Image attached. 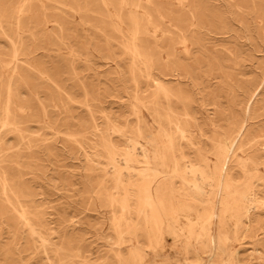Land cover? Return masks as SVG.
Here are the masks:
<instances>
[{"label": "rangeland", "instance_id": "374dc122", "mask_svg": "<svg viewBox=\"0 0 264 264\" xmlns=\"http://www.w3.org/2000/svg\"><path fill=\"white\" fill-rule=\"evenodd\" d=\"M22 1L10 0L9 11ZM233 1L194 0V25L186 32L189 52L178 54L177 67L162 79L181 95L174 111L189 116L192 145L177 138L176 156L181 152L198 162L203 155L213 164L212 142L222 137L233 141L237 158L229 159L224 175L237 193L242 209L236 218L242 223L235 237L226 232L221 259L235 254L236 264H264V3H260L264 0H253L254 9L236 8ZM112 2L106 7L100 0H39L34 12L22 20V55L17 61L10 58L11 47L0 32V110L6 72L15 64L21 78L14 82L20 94L16 106L23 112L12 109L20 126L29 130L20 142L15 133L0 128L4 136L0 177L12 190L7 198L15 207H23L48 244L42 247L30 235L0 186V264H121L112 248L117 236L111 218L118 210L106 201L113 192L111 170L106 169L100 139L91 135L90 128L95 122L123 150L128 140L108 126L131 128L136 120L130 59L123 48L127 36L114 27L111 16L119 7L117 0ZM140 4L160 31L185 29V13L177 0H140ZM188 4L185 1L183 7ZM3 28L11 34L10 25ZM140 38L152 47L151 33L145 31ZM138 83L145 90V81ZM40 104L46 125L36 123L43 116ZM138 109L146 127L156 132L149 112ZM128 128L126 136L131 135ZM117 161L122 165L120 158ZM163 183L170 185L168 176ZM172 185L180 191L178 180ZM222 196L212 198L216 212ZM252 200L256 206H249ZM138 237L145 254L142 264H190L197 255L201 264H211L208 253L203 254L194 241L197 255L190 251L185 256L168 236L163 247L155 249L147 247L144 236ZM125 241L119 247L123 262L135 249L132 237Z\"/></svg>", "mask_w": 264, "mask_h": 264}, {"label": "bare ground", "instance_id": "6f19581e", "mask_svg": "<svg viewBox=\"0 0 264 264\" xmlns=\"http://www.w3.org/2000/svg\"><path fill=\"white\" fill-rule=\"evenodd\" d=\"M9 1L0 0V32L11 47L10 58L17 61L22 55V20L34 12L33 6L39 0H23L13 8V12L9 11ZM185 1L189 4L183 7ZM100 2L106 7L113 3L112 0ZM146 2L149 3L150 0ZM177 2L185 13V29H178L176 33L160 31L158 25L152 22L149 12L141 6L140 0H117L119 11L111 16L115 29L127 36L123 48L130 59L128 69L134 87L132 107L136 111L133 127L123 128L113 124L108 126L109 131L128 140L129 146L123 150L117 149L95 122H92L90 127L91 135L99 137L105 152L106 169L111 170L113 192L106 196V201L109 206L118 210V213L113 210L111 218L117 236L112 248L114 256L121 264H142L145 254L139 245L138 234L144 236L150 249L162 248L163 238L168 236L173 245H180L185 256L190 251L197 255L193 247L194 241L203 254L208 253L211 264H236L235 254L228 255L225 260L221 259V247L228 238L226 232L235 237L238 225L242 223L241 219L236 218L242 209L235 199L237 193L233 190L229 178L224 175L229 159L237 158L233 151V141L229 137H222L212 142L213 164L203 155H200L198 162H192L181 152H178L177 156L175 154L177 138L192 145L187 128L189 116L186 112L177 114L174 111L173 105L181 102V95L167 86L162 77L166 76L170 69L177 67L178 54L189 52L186 32L194 25L195 18L194 0ZM231 5L239 9H254L257 6L253 0H235ZM86 10L87 8H84V11ZM122 10L126 13H120ZM158 16L164 19L160 14ZM3 24L11 26V34L5 32ZM44 25L43 20L41 26ZM148 26L150 32L147 31ZM145 31L151 33L152 47L141 42V34ZM6 73L8 75L2 85L5 100L0 110V128L15 133L21 142L26 139L25 134L29 130L20 126L22 122L12 109L17 108L15 112H23L20 106H16L20 96L14 90V82L20 78L17 65L14 64ZM139 79L145 81V90L139 88ZM147 98L150 100H146ZM40 105L43 116L42 120L36 123L46 125L44 107ZM139 107L149 112L153 123L157 125L156 132H151L146 127ZM126 128L130 129V136L124 134ZM67 137L75 141L73 134H68ZM3 142L4 136H0V143ZM117 158H120L122 165H119ZM242 173H247L245 168ZM166 176L171 181L168 187L163 183ZM173 180H178L180 191L174 189ZM0 186L3 195L6 196L8 191L12 192L4 177H0ZM218 193L223 195V203L216 212L212 198ZM239 196L244 199L242 194ZM248 202L249 206L257 204L254 200ZM6 203L12 207L30 235L35 236L42 247L47 246V241L37 231L36 225L30 221L29 214L23 207H15L7 196ZM16 203L19 204V201ZM34 218L38 224L39 219ZM125 237H132L135 249L129 253L127 261L123 262L119 247L126 242ZM196 258L197 260L190 264H201L198 255Z\"/></svg>", "mask_w": 264, "mask_h": 264}]
</instances>
